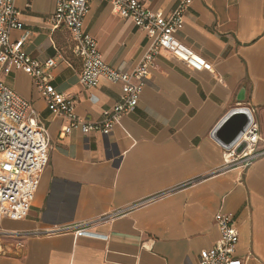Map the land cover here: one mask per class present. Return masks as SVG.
Segmentation results:
<instances>
[{
	"label": "crops",
	"instance_id": "crops-1",
	"mask_svg": "<svg viewBox=\"0 0 264 264\" xmlns=\"http://www.w3.org/2000/svg\"><path fill=\"white\" fill-rule=\"evenodd\" d=\"M140 1L166 15L180 0ZM15 5L23 29L11 40L27 33L23 50L41 62L62 54L69 64L58 59L51 83L73 96L78 116L95 121L121 102L120 84L79 83L69 32L52 28L55 0ZM84 29L105 62L122 71L133 70L147 48L145 33L104 1L91 2ZM176 37L212 71L160 52L137 107L108 136L79 129L61 135L66 120L48 110L28 74L12 73L21 82L11 88L37 111L50 151L27 215L0 224V264H198L220 238L218 212L233 215L236 257L264 264V154L245 168L226 164L228 149L212 136L232 109L245 107L264 152V0H191ZM80 224L91 234L68 230Z\"/></svg>",
	"mask_w": 264,
	"mask_h": 264
},
{
	"label": "built area",
	"instance_id": "built-area-1",
	"mask_svg": "<svg viewBox=\"0 0 264 264\" xmlns=\"http://www.w3.org/2000/svg\"><path fill=\"white\" fill-rule=\"evenodd\" d=\"M93 0H55L52 28H65L69 32L71 51L81 61L77 74L79 83L87 89L96 87L101 79L120 84L122 100L103 111L95 121L78 116L75 100L71 94L58 91L51 83V70L62 54L41 62L29 56L23 45L27 33L12 41L11 32L23 29V22L15 0H0V74L22 71L28 74L36 90L45 101L48 110L66 120L61 135L79 129L82 133L98 131L110 135L114 125L124 113H131L139 102V96L150 77L155 57L165 52L179 62L199 70L212 71L211 62L183 44L176 33L183 27L184 12L191 0H180L166 15L147 8L140 0H100L111 6L112 12L143 31L148 39L147 48L131 71H122L107 64L98 50L95 38L84 29V19ZM262 141L257 122L250 125L238 143L225 154L226 164L237 163L245 168L264 152L258 151ZM244 143L240 152L239 144ZM50 139L47 128L38 119L31 103L21 98L0 77V224L4 218L21 219L27 215L38 188L40 176L48 164ZM157 197V196H155ZM155 197L138 202L130 208L144 204ZM124 212L118 210L117 216ZM111 216L101 217L100 220ZM220 231L219 240L199 254L198 264H243L235 255L238 231L233 215L218 212L214 217ZM87 224L68 228L77 236L91 234Z\"/></svg>",
	"mask_w": 264,
	"mask_h": 264
},
{
	"label": "water",
	"instance_id": "water-1",
	"mask_svg": "<svg viewBox=\"0 0 264 264\" xmlns=\"http://www.w3.org/2000/svg\"><path fill=\"white\" fill-rule=\"evenodd\" d=\"M237 99L238 102L244 100V89H241ZM251 121L252 115L249 109L245 107L232 109L213 130L212 136L218 140L222 146L231 149L238 143ZM243 147L244 143L239 144L236 148V152H240Z\"/></svg>",
	"mask_w": 264,
	"mask_h": 264
},
{
	"label": "rangeland",
	"instance_id": "rangeland-1",
	"mask_svg": "<svg viewBox=\"0 0 264 264\" xmlns=\"http://www.w3.org/2000/svg\"><path fill=\"white\" fill-rule=\"evenodd\" d=\"M60 33L62 35V42L66 41V38L69 37L65 29H61ZM2 80L13 89H16L17 85L21 82V79L14 78L13 74H0Z\"/></svg>",
	"mask_w": 264,
	"mask_h": 264
}]
</instances>
